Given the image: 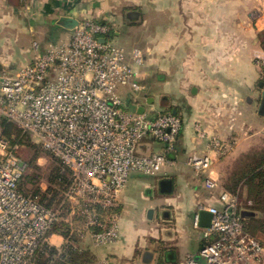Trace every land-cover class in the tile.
I'll return each mask as SVG.
<instances>
[{"label": "built area", "instance_id": "2783aa9c", "mask_svg": "<svg viewBox=\"0 0 264 264\" xmlns=\"http://www.w3.org/2000/svg\"><path fill=\"white\" fill-rule=\"evenodd\" d=\"M112 34L108 23L85 18L69 42L51 47L17 72L0 70V121L19 127L62 164V173H69L59 203L44 205L23 192V145L0 136V264L62 257L68 246L75 247L72 236L90 237L100 247L116 243L121 233L116 210L131 174L156 176L179 161L181 118L172 111L127 108L125 94L137 98L146 90L141 82L146 57L139 48L115 43ZM256 64L264 75V53ZM196 130L209 140V151L189 156L186 164L218 204L200 205L212 215L209 227H201L200 215L195 218L204 239L199 258L176 264H264V243L246 231L238 198L228 191L217 195L220 185L212 177V155L228 157L237 141L209 136L200 126ZM147 139L161 144V151L140 152ZM101 210L111 214L103 217ZM63 226L69 227L68 236L56 231ZM57 234L64 236L60 245Z\"/></svg>", "mask_w": 264, "mask_h": 264}, {"label": "crops", "instance_id": "0c3cea01", "mask_svg": "<svg viewBox=\"0 0 264 264\" xmlns=\"http://www.w3.org/2000/svg\"><path fill=\"white\" fill-rule=\"evenodd\" d=\"M66 18L108 23L115 43L129 50L141 49L146 57L141 82L146 90L137 98L125 94L127 108L133 113L172 111L183 123L177 142L178 163L164 167L156 176H136L124 189L116 210L121 234L108 246V260L120 264L121 254L130 257L132 253L138 255L136 261L122 264H176L188 257L198 259L204 239L202 230L194 227L195 218L201 204L218 203L186 160L209 151V140L198 135L197 126L209 136L236 140L233 152L237 153L255 133L253 120L264 124L259 115L264 81L256 64L264 53V0H0V36L8 29L17 39L34 33L35 28L50 27L57 32L50 39L43 33V53L38 56L70 41L73 31L61 25ZM117 19L125 29L123 44L119 43L122 29L115 25ZM11 30L5 35L10 38L7 42L0 39V64L3 70L17 72L35 59L33 56L22 68H15L18 66L2 57V47L15 49ZM34 44L39 48V43ZM161 149V144L147 139L140 152ZM212 156L211 172L219 182V195L227 191L221 170L227 157ZM164 180L173 182L170 194L161 191ZM51 186L41 187L47 199L54 192L49 190ZM139 232L144 233L140 241ZM63 237L57 234L54 240L60 245ZM136 242L140 245L135 247Z\"/></svg>", "mask_w": 264, "mask_h": 264}, {"label": "trees", "instance_id": "16d2710c", "mask_svg": "<svg viewBox=\"0 0 264 264\" xmlns=\"http://www.w3.org/2000/svg\"><path fill=\"white\" fill-rule=\"evenodd\" d=\"M0 128L2 129L1 137L10 141L12 145L17 143L21 145H29L31 149L37 145L31 142V137L24 133L19 127L13 123L2 119L0 121ZM43 150V149H42ZM44 153L53 157L49 152L43 150ZM41 153V150L35 153L34 159L37 155ZM55 158V157H54ZM56 166L54 167L53 173L50 175L51 184L50 191H54L51 198L47 199L43 194H41V187L33 185V189H27L26 186L34 184V179L30 178L28 173L29 163H27V170L22 182L23 192L30 193L33 196H38L41 203L46 206L57 205L60 201V194L64 185L69 180V173L63 171L62 164L55 158ZM34 181V182H33ZM246 187L247 197H246V208L241 207L239 191H245ZM58 188V189H57ZM226 190L238 198L239 214L244 219L245 229L252 236L256 237L258 240L264 243V151L260 153L248 154L245 156L244 164L240 169H237L230 177L229 185H226ZM250 203V204H249ZM103 217L111 214V211H102ZM56 231L68 236L70 233L69 227H56ZM71 239L74 241V246H68L66 252L62 257H57L54 259L44 258L41 259L40 264H88L89 249L82 248L81 241L76 237L72 236ZM52 255L54 252H51Z\"/></svg>", "mask_w": 264, "mask_h": 264}, {"label": "rangeland", "instance_id": "374dc122", "mask_svg": "<svg viewBox=\"0 0 264 264\" xmlns=\"http://www.w3.org/2000/svg\"><path fill=\"white\" fill-rule=\"evenodd\" d=\"M85 20V19H84ZM115 25H117L119 29H122V36H121V40L119 41V43L123 44L124 40H125V29H123L121 27L122 21L121 20H116L115 21ZM121 27V28H120ZM45 29H37L35 28L34 33H31L30 29V33L21 35L19 39L16 38L17 34L12 31L11 29V35L13 36L12 39L15 40L12 41V45H14L13 50L6 48H1V53H2V57H4L5 59L9 60V63L11 64V66H18L15 68H22L23 64L25 63L27 60H29L31 57H33V59H35L38 55V53H43V47H44V42L42 40L43 38V33L45 37H49V39L51 38V36L53 37L57 32H52V29L50 27H43ZM10 30L8 29L4 35L2 34L0 36V39H3L5 42H7L10 38L5 35H8ZM45 30V31H44ZM73 31V30H72ZM114 32V31H113ZM35 34V35H34ZM73 35V34H72ZM34 42H37L40 44L39 48H36ZM11 69H7V71H10ZM20 70V69H19ZM17 70V71H19ZM261 74H262V81H264V75H263V71L260 68ZM14 72V71H11ZM16 72V71H15ZM254 125L252 127V129L254 130V134L252 136H249L246 141L244 142V146L242 147L241 150H239V152L235 153L233 152L231 155H229L227 157V161L225 164H223L221 170L222 173L225 175L224 179L227 180L226 184L229 185V181H230V177L232 176V174L237 170L240 169L241 166L244 164L245 161V156L248 154H254V153H260L262 151H264V124L262 122H259L258 120H253ZM251 125V124H250ZM2 133V129L0 128V136ZM31 142L35 145H37L36 147H33L31 149V147L29 145H23L22 149H21V157L24 161H26L27 163H29V167H28V173L27 175H29V177L32 179H34L35 183L34 184H28L26 186L27 189H33V185L39 186L40 187H44L48 184L51 183V179H50V174L53 173L54 167L56 166L55 158L51 157L50 155H48L47 153L45 154L44 151L42 150L41 146L38 145L33 139H31ZM37 150L40 151L41 153L37 155L36 159H34L35 153H37ZM142 174L140 173H133L131 174V176L129 177V181L128 183H132L133 182V178L138 176V177H142ZM144 177V176H143ZM33 181V182H34ZM127 183V185H128ZM53 184V183H52ZM126 185V187H127ZM130 187H132L133 184H129ZM125 187V188H126ZM124 188V189H125ZM123 189V191H124ZM244 190L245 191H239L241 194L240 197V201H241V207L242 208H246V197H247V191H246V187L244 186ZM123 191L121 192V195L123 193ZM218 193V192H217ZM120 195V197H121ZM117 214H120L118 212H116ZM131 217V216H130ZM142 230V228H140V231ZM138 231V230H137ZM144 232V231H141ZM138 233V237L137 239L140 241L142 240L141 236L144 233ZM121 234V233H120ZM151 235H149L150 237ZM152 237V236H151ZM136 239V241H137ZM82 248L84 249H89V258L90 259L88 261V264H99V262L103 259H109L108 258V253H107V248L108 247H100V246H95L93 244V242L91 241L90 237H85L83 240H80ZM136 245H140L139 242L135 243V247ZM130 257H127L126 255L121 254L119 256L120 258V264H122L123 262H125L126 260H133L134 262L136 261V257L138 255L136 254H129ZM144 259V256L142 257ZM123 261V262H122ZM56 264V263H54Z\"/></svg>", "mask_w": 264, "mask_h": 264}, {"label": "water", "instance_id": "95a60500", "mask_svg": "<svg viewBox=\"0 0 264 264\" xmlns=\"http://www.w3.org/2000/svg\"><path fill=\"white\" fill-rule=\"evenodd\" d=\"M61 25L69 30H74L80 25V21L75 18H66ZM2 69V65L0 64V70ZM263 83H261V86ZM259 115L264 117V91L261 96L260 100V107H259ZM174 189L173 182L170 180H164L161 182V191L167 194H170ZM152 213V212H151ZM212 215L208 211H201L200 212V225L201 227H209L211 223ZM114 264V263H110Z\"/></svg>", "mask_w": 264, "mask_h": 264}]
</instances>
